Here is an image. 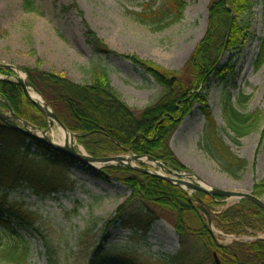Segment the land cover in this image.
Here are the masks:
<instances>
[{"label":"rangeland","instance_id":"1","mask_svg":"<svg viewBox=\"0 0 264 264\" xmlns=\"http://www.w3.org/2000/svg\"><path fill=\"white\" fill-rule=\"evenodd\" d=\"M33 1L36 13L24 12L22 0H0V70L12 73L8 80L20 79L18 75L22 74L28 81L24 69L38 68L63 75L71 82L86 84L90 80V69L95 65L106 71L114 90L137 112L153 105L162 89L151 78L138 72L128 60L113 55H94L85 42L86 30L89 28L116 55L134 57L161 71L181 76L188 58L205 33L210 3V0H185L187 7L183 19L163 32L152 33L125 13L139 11L141 0ZM238 23L246 28L244 45L228 53L223 51L217 63L218 70L195 93L205 98L221 129L224 127L222 109L225 104L261 118L257 129L239 139L238 146L221 131L225 143L238 158L247 162V168L239 180H234L221 172L217 164L199 149L204 119L198 105L181 122L169 146L185 168L175 172L189 183L204 189L247 194L251 193L254 184L264 181V153L259 148L264 132V64L256 69L264 33L262 0H252L251 10L240 17ZM5 77L0 73V81ZM0 104H4L1 98ZM0 111L8 114L2 107ZM73 142L72 146L84 153L75 135ZM120 156L132 158L130 152ZM44 166L40 164V167ZM131 166L157 175L166 174L145 161L143 164L131 163ZM95 168L99 169L98 166ZM62 176L68 185H73V189L66 193L41 197L29 190L17 189L9 194L8 200L28 215L29 223L22 227L16 217H11L9 222L29 248L26 264H87L90 254L96 250L107 252L110 256L108 264H118L124 256L156 264L158 259L180 252L172 217L158 210L156 214L160 220L150 227L146 236L124 230L119 224H107L130 196L129 190L120 182L113 179L104 182L97 174L79 167L69 174L62 173ZM178 188L189 199L197 194ZM260 199L264 202V197ZM237 202L236 199L215 201L212 216ZM200 208L205 210L203 205ZM205 212L209 219V213ZM3 217L7 219L6 214ZM208 226L222 246L235 241L250 243L258 238L264 240V234L235 237L219 232L210 221ZM43 236L55 251L52 262H49ZM15 241L12 232L0 225V242L9 244ZM0 264L10 263L0 261Z\"/></svg>","mask_w":264,"mask_h":264},{"label":"trees","instance_id":"2","mask_svg":"<svg viewBox=\"0 0 264 264\" xmlns=\"http://www.w3.org/2000/svg\"><path fill=\"white\" fill-rule=\"evenodd\" d=\"M140 10L126 11L135 23L152 33L163 32L178 24L186 10L185 0H141ZM263 20H264V0ZM23 11L36 13L33 0H22ZM252 8V0H210L207 27L202 39L188 58L181 76L161 71L134 57H124L111 52L85 25V42L94 55L115 56L128 60L143 76L151 78L161 89L159 99L141 112L131 109L111 86L106 71L98 66L90 69V80L77 84L63 75L43 72L38 68L24 69L32 87L47 102L57 119L76 137L85 153L94 159L124 155L146 156L173 167L185 168L177 161L170 149V140L181 122L195 105L199 106L204 119V132L198 146L212 159L220 171L239 180L247 168V162L238 158L225 143L221 131L236 146L238 140L254 132L261 118L242 113L230 104L222 109L224 127L221 129L206 105V100L195 91L206 84L218 69L217 63L223 51L226 53L244 45L246 28L238 19ZM233 17V19H232ZM264 64V33L257 55L256 69ZM2 75L11 77L5 70ZM220 74V73H217ZM0 97L21 120L35 127L46 129L47 123L41 113L25 97L22 88L8 81H0ZM245 97L241 95L243 100ZM245 100V99H244ZM259 148L264 153V132ZM45 164L40 167V164ZM51 167V168H50ZM93 172L104 181L116 180L124 185L130 196L122 203L108 221L119 224L122 229L146 236L150 227L160 220L158 210L170 215L178 238L180 252L156 264H264V240L250 243L233 242L222 246L210 231L207 214L214 227L225 235L243 237L264 234V212L249 201L241 200L212 216L211 210L219 198L197 193L189 199L180 188L163 179L142 174L122 167H106L95 170L73 158L57 153L20 131L0 122V225L12 232L17 241L0 242V261L10 264H26L29 248L20 235L10 226V218L16 217L18 225H26L27 214L8 200L17 189L29 190L35 196L60 195L73 189L62 173L75 168ZM251 193L258 199L264 197V181L253 185ZM6 214L7 219H4ZM25 222V223H24ZM28 226L30 224H27ZM19 237H18V236ZM44 239L49 262L55 254L48 240ZM24 240V239H23ZM106 251H92L87 264H108ZM52 262V261H51ZM118 264H147L137 258L124 256Z\"/></svg>","mask_w":264,"mask_h":264},{"label":"water","instance_id":"3","mask_svg":"<svg viewBox=\"0 0 264 264\" xmlns=\"http://www.w3.org/2000/svg\"><path fill=\"white\" fill-rule=\"evenodd\" d=\"M16 84H18L22 88L23 93H24L25 97L28 99V101H30L33 104V106L47 120L48 119L51 120L49 122V128L46 131H43V134L41 136L34 135L30 131H28L26 129L19 128L17 125L12 123L9 120V116L3 112H0V122L8 125L11 129L22 132L27 137H30V138L36 140L37 142L41 143L42 145L48 147L49 149L54 150L57 153L66 155L70 158H73L76 161H78L79 163H82L84 165H89L93 168H95L96 166H99V167L123 166L124 168H126L128 170H135V171L140 172L142 174H149L152 176L160 177L161 179H163L167 183H170L172 185L187 189V190L192 191V192L202 193V194H205L209 197H213V198L216 197V198H222V199H236L238 201L246 200V201L251 202L252 204H254L256 207H258L259 209H261L264 212V202L261 199H258L255 196H253L252 193L240 194V193L225 192V191H221L218 189H204L203 187H201L199 185L191 184V183L185 181L183 176H181L177 173H174L171 170L166 169L162 163L156 161L153 158L147 157L146 160L152 164H155L157 167L166 170V172L169 176L156 175V174L150 172L149 170L141 169L140 167L131 166V163H134V164L142 163V159L144 157L132 156V158L126 159V158L121 157V156H116V157H108V158H102V159H94L92 157L87 156L85 153H82L80 151H75L73 146H59V145L54 144L46 136L47 131L50 128H52V126L54 124L57 125L59 128H61L63 131H65V132H68V131L60 123V121L57 119V117L52 113V111L50 110V108L48 107V105L45 102H44L45 106L47 107L46 109L39 106L36 102H34L33 100L30 99L29 94H28L26 87H25L24 83L22 82V80L16 79ZM28 86L33 90V92L35 94H37L39 96L37 91L29 83H28ZM9 113H10V117H13L15 119L17 118L14 116V114L12 113L11 110H9ZM32 129H35V128L32 127ZM72 137H73V135H72ZM202 211L205 212L204 209H202ZM214 261H215V264H219V262L215 256H214Z\"/></svg>","mask_w":264,"mask_h":264},{"label":"bare ground","instance_id":"4","mask_svg":"<svg viewBox=\"0 0 264 264\" xmlns=\"http://www.w3.org/2000/svg\"><path fill=\"white\" fill-rule=\"evenodd\" d=\"M18 77L24 83L30 99L33 100L34 102H36L39 106L46 109L47 107L45 106L43 99L40 96H38L37 94H35L33 92V90L28 86V82H27L25 76L22 74H19ZM49 121H51V120H49ZM31 133L34 135H37V136H41L43 134V132L38 130V129L31 131ZM46 136L49 137V139L54 144L59 145V146H72L74 143L73 137L69 133L63 131L57 125L52 126V128L49 129V131L46 133ZM152 165L155 166V164H152ZM160 171H162V170H160Z\"/></svg>","mask_w":264,"mask_h":264}]
</instances>
